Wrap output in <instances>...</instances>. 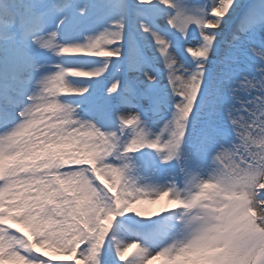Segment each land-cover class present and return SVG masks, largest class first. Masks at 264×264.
<instances>
[{"label":"snow or ice","instance_id":"6c2138e0","mask_svg":"<svg viewBox=\"0 0 264 264\" xmlns=\"http://www.w3.org/2000/svg\"><path fill=\"white\" fill-rule=\"evenodd\" d=\"M87 57L102 66L64 64ZM111 58L102 90L74 83ZM173 162L183 189L138 183ZM169 210L139 264H264V0H0V264H132L146 249L114 222Z\"/></svg>","mask_w":264,"mask_h":264},{"label":"rangeland","instance_id":"374dc122","mask_svg":"<svg viewBox=\"0 0 264 264\" xmlns=\"http://www.w3.org/2000/svg\"><path fill=\"white\" fill-rule=\"evenodd\" d=\"M181 3H185L186 0H180ZM99 28V26H97ZM128 28H131V22H129ZM102 30V29H100ZM140 35V34H139ZM144 41L140 44H143ZM151 47H145L144 49H149ZM143 49V51H144ZM152 49V48H151ZM155 57V55H154ZM48 59L50 61L55 62L58 58L55 55H51L48 57ZM84 59L85 63H83V65L85 66H77L80 68H84V69H95L97 67L102 66L103 60L104 58H98V57H87V58H82ZM150 59L153 60L152 57H150ZM111 66H112V62L110 63L109 66V70L107 73L110 72L111 70ZM106 72L104 74H102L101 77L99 78H94L93 81H90L88 84H91L92 86V91H96V90H102L104 86H106L108 80H105V75L107 74ZM113 74L111 73V76ZM158 131V130H153V132ZM166 135V134H165ZM150 171V170H149ZM160 172V171H159ZM158 174V173H156ZM155 174V175H156ZM161 174H165L164 171H161ZM207 173L203 172V176L206 177ZM151 179H153V183H151V185L157 186V187H166L164 182L166 181V179L164 177H161L160 179H154V176L151 177ZM139 184L140 185H144L147 184L146 180L141 179L139 180ZM179 188L183 189L184 187L179 186ZM183 194V193H181ZM167 198H164L163 200L159 201V202H155V203H151V202H146L145 204H143L141 207L144 209L146 215H152L153 213H158L159 211L163 210L164 208L167 207ZM177 215V214H176ZM176 215L174 216L173 219H175ZM157 219V215L150 217V218H140L135 216L132 213H128L125 214L123 217H118L117 220L114 222V228L112 229L113 234L117 237V239L121 242H127L130 240H139L142 244V247L146 249L145 252H143L140 256H137L136 258H134L132 260V264H139V260L142 258V255H146L149 254L150 252H154L155 250H157L159 247L156 248H152L151 245L149 244V242L147 241H143L140 238V234H147L148 230L145 228V225L150 224L152 222H155ZM176 220V219H175ZM153 225V224H150ZM137 230H141L142 232L139 233V235L137 234ZM152 234V233H151ZM161 241H163V239H161ZM40 251L45 252V254L53 259H63V254L56 252L53 249H40ZM135 250L132 249L130 250V252H134ZM128 254L126 253V256ZM157 261H153L152 264H157Z\"/></svg>","mask_w":264,"mask_h":264},{"label":"bare ground","instance_id":"6f19581e","mask_svg":"<svg viewBox=\"0 0 264 264\" xmlns=\"http://www.w3.org/2000/svg\"><path fill=\"white\" fill-rule=\"evenodd\" d=\"M73 62L76 60V59H71ZM68 66H73V64H67ZM162 125V123L160 124V125H157V126H155V128H159L160 126ZM183 185L185 186V184H184V182H183ZM169 207H171V205H167V207L166 208H169ZM166 208H164L163 210H165ZM163 210H161V211H163ZM161 211H159V212H161ZM158 212V213H159ZM177 212L175 211V210H169V211H165L164 213H161V214H159V215H157V219H156V221H158V223L159 224H161L162 225V222H165L164 220H168V219H171L172 218V216L174 215V214H176ZM170 222V221H169ZM168 223V222H167ZM166 224V223H165ZM161 230H163V229H161ZM164 233V232H163ZM166 234L164 235V237H165V240H167V243L169 242V236H168V234H167V232H165ZM166 243V244H167ZM157 264H160V261H158L157 262Z\"/></svg>","mask_w":264,"mask_h":264},{"label":"clouds","instance_id":"9594fccd","mask_svg":"<svg viewBox=\"0 0 264 264\" xmlns=\"http://www.w3.org/2000/svg\"><path fill=\"white\" fill-rule=\"evenodd\" d=\"M193 215L199 216L200 219L196 221V226H205V227H213L217 223L218 218H214L207 213L200 211L198 213H193Z\"/></svg>","mask_w":264,"mask_h":264}]
</instances>
